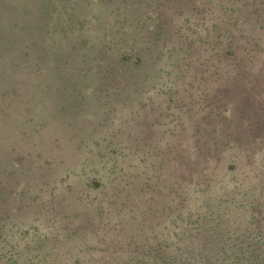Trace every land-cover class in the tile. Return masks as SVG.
Here are the masks:
<instances>
[{
	"label": "rangeland",
	"instance_id": "374dc122",
	"mask_svg": "<svg viewBox=\"0 0 264 264\" xmlns=\"http://www.w3.org/2000/svg\"><path fill=\"white\" fill-rule=\"evenodd\" d=\"M136 1L149 2V0L63 2L68 10L79 15L77 16L79 20H84L83 24L86 27L93 28L92 31L89 27V37L93 43V40H96L92 38L94 30L111 31L114 28V18L118 14L127 15L132 19L141 12H143L141 18L149 12V7L145 6L135 9ZM53 4L54 0H0V166L7 162L13 165L11 161L9 162L7 144H10L11 148L17 147L20 152L27 150L25 143L5 133L7 127L4 124L21 123L22 128L27 126V130L34 129L32 132L34 138L36 133L43 131L37 143V150L41 152L39 156L41 168H30L27 173L29 175L22 180L23 186L37 191L40 182L44 183L46 179L49 186H56L64 192L67 186L82 184L88 178L100 181L120 180L121 182L105 188L107 192L112 188H115V191L124 185L127 173L145 172L146 162L157 158L149 151L148 156L141 153L135 155L133 151L129 153L133 146L127 142L126 137L128 131L132 134L138 132L134 128L137 125L128 117L140 111V97L145 98L149 89L143 92L129 86L127 102L124 105L120 100H116L117 98H113L112 103H106L104 97L98 95V77L93 74L94 72L84 75L75 71L82 66L80 59L82 49L74 44L75 33L71 37H66L58 25L62 24L64 29L71 31L76 28V24L74 22L66 24L61 4L58 12L52 16ZM233 7L236 8L234 13L241 12L240 24L242 23L244 29L243 34L264 36V0H236ZM59 22L61 24H58ZM130 32L137 34L136 29ZM26 51H30L32 60L25 59ZM86 51L92 56V51L89 49ZM33 63L41 66V70L35 75L31 74L33 69L29 70ZM144 72L138 71L130 80L142 78ZM163 79L156 76L155 80L146 78L145 82L160 83ZM256 94L263 103H260L259 108L264 111V86H261ZM227 100L222 107L224 112L231 109L229 105L231 97ZM230 112L234 114L235 107ZM195 116L197 115H193ZM23 120L27 122H20ZM172 122L177 121L174 119ZM165 128L166 126L158 128V134L152 139L161 146L167 141L172 144L175 140L172 135L164 132ZM160 134L165 137H159ZM108 142L109 145L103 147ZM263 150L253 153L242 148L237 152L233 146H225L220 151L219 162L216 163L212 174V193L201 192L194 184L178 186L184 193V203L178 204L177 209L171 211L167 218L165 214L155 218L150 215L146 219L140 217L139 212L144 206L142 202L150 193L145 196L134 194L121 208H118L119 203H115L117 207L108 214V219L109 224L126 228V232L119 235L126 250L122 255L120 253L122 247L117 243L119 238L114 234L113 242L109 246L96 243L93 232L77 231L67 237L68 232L63 226L79 219L83 220L86 214L90 215L93 212V206L96 204L95 201L88 204L86 201L77 203L73 191L70 194L65 193L60 199L61 211L56 216L58 219L55 218L50 223H44L48 214L38 215L39 206L17 211L16 203L9 199L5 208L10 212L11 218L5 222L0 252L10 259L20 255L22 257L20 264H31L28 258L40 261L35 264H96L93 263L95 254L93 249L98 251L95 256L102 255L108 258V262L104 264H161L160 258L174 260L172 264H235L236 260L239 263L256 264L255 261L251 262V259L261 255L264 250V162H259L264 155ZM249 154H253L256 159L257 166L254 170L263 176L260 181L255 180L253 170L244 164V158ZM237 155L239 156L237 161L233 160ZM45 156H53L54 159L51 167L47 166L48 170L45 169L46 165H42ZM113 157H118L116 165H112ZM120 157H123V162L119 161ZM28 162L29 160L26 163ZM154 180L153 176L149 182ZM88 192L91 195L98 193L104 196L103 191L90 189ZM172 196L174 194L170 193L168 198ZM133 203L135 206L131 207ZM224 207L231 209L232 217L222 211ZM189 211L192 212V218L199 215L202 223L186 225L185 229L174 228L170 219L178 212L185 216ZM216 215L220 216L221 222ZM202 216L205 219L202 220ZM40 217L44 220L42 221ZM255 218L259 220L257 223L260 224L259 227L253 223ZM216 222L217 226H223L219 233L221 238L212 239L214 246L208 251L209 248H204L202 244L208 240L205 235L212 236L214 232L211 228H207V232L198 230ZM34 229L38 231L34 232ZM39 232L45 236L41 241L37 239V236H41L38 235ZM34 239V243H30ZM85 242L93 247L77 248V244ZM36 243H42V248L35 255L29 251V247L33 249ZM114 246L116 251L109 256L111 249H115ZM216 246H223L224 250L218 249V252L217 249L213 250L212 248ZM83 250L86 252L83 253ZM48 251H51L55 259L42 261L41 258ZM42 252L45 253L42 255ZM250 252L255 254L251 257Z\"/></svg>",
	"mask_w": 264,
	"mask_h": 264
},
{
	"label": "trees",
	"instance_id": "16d2710c",
	"mask_svg": "<svg viewBox=\"0 0 264 264\" xmlns=\"http://www.w3.org/2000/svg\"><path fill=\"white\" fill-rule=\"evenodd\" d=\"M63 1L54 0L51 7L52 16L58 12L61 4L64 10L63 20L66 24L72 22L76 24V28L71 31L64 29L60 22L58 24L61 25L58 26L66 37H71L75 33L74 44L82 49L80 53L82 66L75 71L84 75L94 72L93 74L98 77V95L104 97L106 103H112L113 98H117L116 100H120L124 105L127 102L129 86L143 92L149 89L145 98L140 97V111L128 117L134 125H137L134 128L138 132L132 134L128 131L126 137L127 142L133 146L129 149V153L148 156L147 151H149L157 158L146 162L145 172L127 173L124 185L115 191V188H112L107 192L105 188L121 182L120 180L100 181L96 178H88L82 183L83 185H69L64 192L56 186H49L45 179L44 183L40 182L42 186L39 184L37 191H34L23 186L22 180L29 175L27 173L30 168H41L39 163L41 152L37 150V143L43 131L36 133L34 138L32 128L28 130L27 126L22 128L21 123L4 124L7 127L6 135L25 143L27 150L20 152L17 147L11 148L10 144L6 145L9 162L11 161L13 165L7 162L0 166V240L4 238L5 222L11 218L10 212L5 208L9 199L16 203L17 211L39 206L38 215L48 214L45 220L40 218L44 223H50L61 211L60 199L65 193L70 194L73 191L77 203L86 201L88 204L95 201L96 204L90 215L85 211L86 217L83 220L79 219L63 226L68 232L67 237L77 231L93 232L96 243L109 246L113 242L114 234L119 238L117 243L122 247L120 251L122 255L126 250L119 235L126 232V228L109 224L110 219H108V214L117 207L115 203H119L118 208H121L132 199L134 194L145 196L150 193L142 202L144 206L139 212L140 217L146 219L150 215L155 218L165 214L167 218L171 211L177 209L178 204L184 203V193L178 186L194 184L201 192L212 193V174L217 166L216 163L219 162L220 151L225 146L231 145L237 152L242 148L253 153L264 149V111L259 108L262 100H259L256 94L259 88L264 86V36L254 37L247 33L243 34L244 29L242 23L240 24L241 12L234 13L236 8L233 6L236 0H149L148 3L135 2V9L139 6L150 9L142 18L140 15L143 12L132 19L127 15L118 14L114 18V28L111 31L94 30L92 38L96 40L94 39L92 43L89 32L93 28L89 26V30V27L83 24L84 20H79L77 17L79 15L68 10ZM53 20L55 22L54 17ZM133 29H136L137 34L130 32ZM86 49L92 51V56ZM24 57L28 61L32 60L30 51H26ZM33 65L29 70L33 69L31 74L35 75L41 70V66ZM142 70L145 71L142 78L130 80L131 76ZM156 76L163 77V82H145L146 78L155 80ZM228 97H231L230 110L234 107L236 109L234 114H231L230 110L225 112L222 110L224 103L228 102ZM193 115L197 116L193 117ZM174 119L176 123L172 122ZM26 120L20 122L26 123ZM165 126L164 132L172 135L175 140L172 144L167 141L161 146L152 139L158 134V128ZM160 135L161 138L165 137L163 134ZM109 142L103 147L108 146ZM238 155L233 160L237 161ZM117 158H112V162L114 161L112 165H116ZM27 160L29 164L26 163ZM119 161L123 162V157H120ZM255 161L253 154L244 158V164L253 170L255 180L260 181L263 176L254 170L257 166ZM53 162V156H45L42 165H46L45 169L48 170ZM259 162H264V155ZM153 176L155 180L149 182ZM90 189L103 191L104 196L98 193L91 195L88 192ZM170 193L174 194L173 198H168ZM173 201L176 203L173 204ZM134 206L133 203L131 207ZM222 211L232 217L229 207H224ZM182 215L178 212L170 219L174 228L185 229L186 225L202 223L199 215L192 218L190 211L185 216ZM215 217L222 221L219 219L220 216ZM201 219L205 217L202 216ZM217 223H209L205 228L198 230V232H207L206 229L211 228L214 232L212 236L206 234L205 238L208 240L202 244L204 248H209L208 251L214 246L212 239L221 238L219 233L223 226H217ZM253 223L260 226L257 224L259 223L257 218ZM38 235H41L37 236L40 241L45 238L41 232ZM34 241L35 239L31 242L29 240L27 243ZM76 246L77 248L93 247L86 242ZM40 248L42 243H36L33 249L30 247V250L27 249L36 255L40 252ZM223 248L216 246L212 249H217L218 252L224 250ZM93 251L95 254L98 252L95 249ZM115 251L116 247L111 249L109 256ZM95 254L93 263L108 262V258ZM254 254L250 252L251 257ZM41 259L53 261L55 256L48 251ZM21 260L20 255L10 259L0 252V264H20ZM27 260L31 264L40 262L32 258ZM173 261L160 258L159 262L172 264ZM254 261L256 264H264V250L261 255L251 259V262ZM234 263L246 264L237 260Z\"/></svg>",
	"mask_w": 264,
	"mask_h": 264
}]
</instances>
